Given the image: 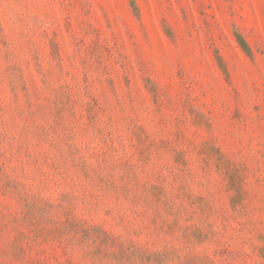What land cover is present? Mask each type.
Here are the masks:
<instances>
[{
  "label": "rangeland",
  "instance_id": "1",
  "mask_svg": "<svg viewBox=\"0 0 264 264\" xmlns=\"http://www.w3.org/2000/svg\"><path fill=\"white\" fill-rule=\"evenodd\" d=\"M0 264H264V0H0Z\"/></svg>",
  "mask_w": 264,
  "mask_h": 264
}]
</instances>
